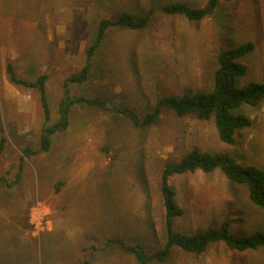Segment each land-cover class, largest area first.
Returning a JSON list of instances; mask_svg holds the SVG:
<instances>
[{
	"label": "rangeland",
	"instance_id": "obj_1",
	"mask_svg": "<svg viewBox=\"0 0 264 264\" xmlns=\"http://www.w3.org/2000/svg\"><path fill=\"white\" fill-rule=\"evenodd\" d=\"M4 2L0 0V37L6 39L0 42V140L5 139L0 213L15 229H0V264H81L85 258L92 264H140L110 241L141 243L149 252L164 247L165 163L198 148L229 152L243 165L264 166V101L234 109L254 123L237 132L238 143L233 145L219 138L212 120L179 117L168 108L157 125L137 128L119 113L78 103L72 107L69 127L52 136L51 150L37 151L43 127L60 117L69 77L87 63L102 18L131 12L149 15V25L108 28L91 58L89 77L70 82L68 88L73 96L101 95L145 115L163 96L212 90L223 47L254 43V50L240 59L248 71L238 83L264 82V0H222L202 20L167 13L163 7L184 2L197 8L207 0H67L68 50L52 52L57 56L51 57L50 66L29 67L22 52L13 60L20 78L36 81L47 75L43 86L50 121L39 89L15 84L8 76L9 47L15 45L8 38L15 34L9 36L11 19L2 9ZM26 147L37 152L25 155ZM170 182L184 208L174 217L177 231L219 227L225 219L235 235L264 229V207L251 201L246 184L228 179L220 168L175 173ZM60 217L66 229H52ZM149 264H264V246L239 251L215 242L200 255L174 247L167 261Z\"/></svg>",
	"mask_w": 264,
	"mask_h": 264
},
{
	"label": "trees",
	"instance_id": "obj_2",
	"mask_svg": "<svg viewBox=\"0 0 264 264\" xmlns=\"http://www.w3.org/2000/svg\"><path fill=\"white\" fill-rule=\"evenodd\" d=\"M222 0H207L202 7H191L184 2L169 4L163 10L170 14H185L190 20H202L213 14ZM154 9H152L153 11ZM149 25V15H139L124 12L118 18H102L95 42L87 50V63L79 74L69 77L64 90V96L59 105L60 117L51 124L43 127L40 147L37 151L48 152L52 148V136L58 131L69 127L72 107L78 103L96 105L102 109L128 117L137 128H150L160 121L164 109L174 111L179 117L192 116L198 120H212L215 124L219 138L228 144H236L237 132L253 125V119L245 113H235L234 109L243 104L257 106L264 101V82L253 81L240 86L238 79L248 71V66L241 62L255 48L254 43L247 42L232 48H221L218 53V67L214 72V86L210 91L169 94L161 97L154 108L145 115H141L130 106L123 105L104 96L93 98L73 96L68 88L70 82H82L89 77L91 58L104 38L108 28L112 26L141 29ZM8 76L12 82L27 87H36L41 94L46 120H51V112L46 92L43 86L47 78L43 74L36 81L18 77L13 71V64H8ZM5 148V139L0 140V155ZM36 150L26 147L25 155L34 154ZM22 168V167H20ZM220 168L226 177L232 181L248 186L249 197L255 204L264 207V166L243 165L229 152H212L195 148L188 151L178 161H168L161 175V195L166 210V242L164 247L149 252L141 243H127L122 238L112 239L110 242L118 243L126 251L131 252L140 264H149L152 261L165 262L172 254L174 247H180L188 252L200 255L208 250L212 243L224 242L231 249L239 251L257 249L264 246V229L250 235H235L231 231V222L225 219L219 227H209L193 233L177 231L174 227V217L184 213V208L176 200V188L171 184L170 178L175 173L195 172L201 169L211 172ZM5 181L4 177H0ZM19 179V178H18ZM17 179V181H18ZM12 186V184H8ZM59 189V187H57ZM81 264H92L85 258Z\"/></svg>",
	"mask_w": 264,
	"mask_h": 264
},
{
	"label": "crops",
	"instance_id": "obj_3",
	"mask_svg": "<svg viewBox=\"0 0 264 264\" xmlns=\"http://www.w3.org/2000/svg\"><path fill=\"white\" fill-rule=\"evenodd\" d=\"M2 9L11 19L7 29L9 36L15 34L14 39L8 38V41L14 40L15 45L9 47L11 56H6L10 58L7 66L10 62L15 64L13 60L20 52H22L20 56L29 67L50 66L51 57L57 56L52 52L68 50L70 29L64 16L68 9L67 0H5ZM92 9L91 7L89 11L90 17L95 16ZM1 32L4 33V31ZM4 40L6 39L0 37V42ZM4 217H6L5 214L0 213V229H15V225ZM57 224L52 229H66L62 217Z\"/></svg>",
	"mask_w": 264,
	"mask_h": 264
}]
</instances>
